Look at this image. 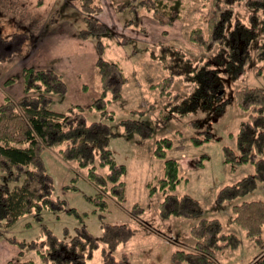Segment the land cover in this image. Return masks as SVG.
<instances>
[{"label":"trees","instance_id":"trees-1","mask_svg":"<svg viewBox=\"0 0 264 264\" xmlns=\"http://www.w3.org/2000/svg\"><path fill=\"white\" fill-rule=\"evenodd\" d=\"M207 1L211 7L206 18L207 37L203 47L207 52H216L213 58L205 55L194 58L182 47L168 42H157L149 50L151 59L158 61L166 71L163 79L152 84L165 98L162 108L165 116L212 110L225 92L227 76L234 79V74L248 64L256 65L259 73L264 68V0ZM91 2L93 0H79L80 8L88 15L101 10L99 1ZM115 7L119 11L129 7L134 15L126 24L138 26L140 7L147 8L159 21L171 23L182 16L186 1L127 0ZM88 15V24L80 30V35L83 39L96 38V68L101 92L88 109L95 110L98 119L89 120L86 108L79 104L66 111L51 107L54 98L65 96L69 89L63 75L50 67H24L25 94L16 100L6 95L0 104V242L7 239L20 250L35 251L41 264H86L101 241L106 245L101 264H119L114 252L132 234L126 224L104 221L100 239L85 224L75 226L72 231L66 229L65 236L61 237L44 223V212L59 214L67 205L64 197L54 195V179L43 159L48 147L57 149L64 160L75 162L98 187L95 194L89 196L96 207L94 210H108V194L120 202L126 198L125 165L117 161L109 146L110 139L118 132L108 120L115 121L118 117L111 105L121 98L128 77L120 62L103 55L105 37L112 33ZM177 77L188 87L184 94L172 89ZM14 81L15 77H10L6 82L12 84ZM235 101L248 115L239 123L236 147L224 145L225 162L234 170L252 164L254 172L222 186L216 200L222 204L244 198L232 205V220L256 244L264 247V199H245L264 184V88L243 85L235 92ZM136 111L144 113L146 109ZM118 120L125 135L135 133L141 140L153 136V127L143 118ZM199 123L193 119L189 125L196 127ZM213 137L217 136L207 128L201 135L192 136L191 141L199 146ZM173 144V138L168 135L155 139L153 154L164 160V175L148 184L149 192L151 195L164 193L158 198V210L163 218L195 220L190 234L197 250H175L174 263L213 264L219 251L237 248L241 239L236 233L227 231L220 218L203 216L204 208L192 194L172 191L180 181L178 159L167 157ZM28 213L40 224L39 236L22 239L14 234L7 235L6 230ZM32 225V221L25 222V227ZM258 261L264 264V256ZM13 264H33V260Z\"/></svg>","mask_w":264,"mask_h":264},{"label":"rangeland","instance_id":"rangeland-1","mask_svg":"<svg viewBox=\"0 0 264 264\" xmlns=\"http://www.w3.org/2000/svg\"><path fill=\"white\" fill-rule=\"evenodd\" d=\"M53 1L47 0L50 3ZM95 1L100 2L101 10L93 15H88L81 9L88 18L94 19V16L103 11L104 2L93 0ZM105 1L114 7L119 16L116 15L118 31L112 33L110 37H105L103 55L120 62L128 77L121 98L111 105L118 117L115 121L108 120L118 132L110 139L109 146L117 161L125 165L123 180L126 198L120 202L108 194V210H94L96 207L89 200V196L94 195L98 187L87 178L85 170L73 161L64 160L57 149L48 147L43 153V159L54 179V195L64 197L67 205L59 214L44 212V223L61 237L65 236L66 229L72 231L75 226L85 224L99 239L103 233L104 221L128 225L132 230L131 236L121 242L114 252L119 264H175L172 259L175 250L179 248L197 250L195 239L190 234V226L195 220L174 216L163 218L159 214L158 198L164 193L151 195L149 192L148 184L157 182L158 178L164 175V160L153 154L154 142L157 137L168 135L173 138L174 144L167 157L176 158L180 163V181L172 191L178 194H192L201 202L204 208L203 216L220 218L224 228L236 233L241 239L237 248L219 251L213 258V264H258V260L264 256V247L256 244L246 235L244 229L232 220V205L244 198L219 204L216 197L222 186L234 183L244 175L254 172L252 164L232 169L231 165L225 162L224 145L236 147L239 123L248 115L238 108L235 92L243 85L264 88V68L259 73L256 65L248 64L240 73L234 74V77L236 76L234 79H230L224 72L228 77L225 92L212 110L200 109L185 116H165L162 112L165 98L152 84L163 79L166 71L158 61L151 59L149 50L157 42H168L182 47L194 58L201 55L213 58L216 52H207L203 47L207 37L206 18L211 4L207 0H185L186 7L182 16L175 18L171 23L159 21L147 8L140 7V24L134 26L126 24L134 15L130 8L126 7L119 11L115 7L117 3L127 0ZM68 2L80 8L79 0ZM2 3L5 4L4 1ZM60 3L58 4L61 5ZM56 10H59L58 6ZM38 12L45 18L47 11ZM71 12L75 13L78 10L72 9ZM58 16L59 11H56L55 17ZM1 27L4 30H15L13 26ZM28 28L27 31L33 32L37 26L32 25ZM75 28L77 27L69 26L63 31V24L54 26L50 32L53 36L39 43L41 48L34 63L38 64L37 68L50 67L61 73L68 84V89L70 88L65 96L54 98L51 104L54 110L66 111L69 107L79 104L86 108L88 119L94 120L98 119V114L88 108L101 92V82L96 68L98 58L96 38L83 39L80 35L82 28L78 31ZM5 45L6 43L1 44L0 41V96L6 94L16 100L25 94L23 80L20 79V84L13 86L6 81L10 77H15V81L18 79L20 68L19 66L14 68V60L21 52L17 50L14 58L6 60L4 56L10 53V48L7 49ZM21 45L26 50L31 44L28 42ZM16 49H20L19 45ZM172 89L184 94L188 87L181 77H177ZM138 109H146V112H137ZM126 117L145 119L153 127V136L141 140L135 133L131 136L125 135L118 119ZM193 119L199 120V126L189 125ZM207 128L217 137L205 141L202 145H194L191 141L192 136L201 135V131ZM245 199H264V184ZM27 221H32L33 225L25 227ZM40 230V224L34 222L33 214L28 213L6 232L9 236L14 234L18 238L32 239L39 236ZM100 244L86 264L102 263L103 248L106 245L102 241ZM26 260H33V264H41L35 251L28 248L20 250L7 239L0 242V264Z\"/></svg>","mask_w":264,"mask_h":264},{"label":"crops","instance_id":"crops-1","mask_svg":"<svg viewBox=\"0 0 264 264\" xmlns=\"http://www.w3.org/2000/svg\"><path fill=\"white\" fill-rule=\"evenodd\" d=\"M4 1L5 4L2 3ZM24 1V2H22ZM62 2V3H60ZM103 11L98 13L95 19L98 21V24L105 25L111 33L118 31L117 12L114 10V7L106 4L105 0H102ZM60 3L61 5H59ZM44 6V7H43ZM59 10H56V8ZM73 8H72V7ZM78 10V12L72 13L71 10ZM39 10L47 11L45 12V18L40 16ZM32 11V12H28ZM59 11V18L55 17V12ZM33 13V14H32ZM117 15V16H116ZM63 24L64 29H68L69 26L77 27L75 30H79L82 27H85L88 24L87 16L81 11V8L71 5L68 0H54L53 2H47V0H37L27 2L25 0H0V41L1 44L6 43V48H10V53L5 54L4 59H12L15 56V52L18 50L21 53L16 60H14V68L19 66V77L12 83L10 86L20 84V79L22 75L23 68L26 66H36L37 63L34 61L38 58L40 51V42L43 39H49L53 36V33L50 34L51 29L54 26ZM13 26L15 30H4L1 26ZM37 26V29L33 32L29 30L28 26ZM40 25V28H39ZM43 27V28H42ZM44 30L46 31L44 33ZM121 30V29H120ZM78 35V34H77ZM95 37V36H92ZM95 39V38H93ZM91 41V40H84ZM15 42V43H13ZM30 43L29 49H24L22 43ZM19 45L20 49H16ZM16 46V47H15ZM15 47V48H13ZM26 53L24 54V52ZM94 52V51H93ZM2 59V58H1ZM100 79V78H99ZM101 84V83H100ZM23 85V83H22ZM9 86V87H10ZM7 88V87H5ZM70 90V88H69ZM69 93V91H68ZM6 95V94H5ZM5 95L0 96V104L3 102ZM262 252V251H261ZM260 252V253H261Z\"/></svg>","mask_w":264,"mask_h":264}]
</instances>
